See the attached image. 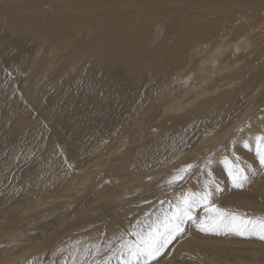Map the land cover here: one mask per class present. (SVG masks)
Wrapping results in <instances>:
<instances>
[{
    "label": "rangeland",
    "instance_id": "obj_1",
    "mask_svg": "<svg viewBox=\"0 0 264 264\" xmlns=\"http://www.w3.org/2000/svg\"><path fill=\"white\" fill-rule=\"evenodd\" d=\"M144 3L139 2V4ZM148 3L146 9H136V13H128L129 17L125 18L129 23L131 21L135 22L130 27L132 30L129 29L132 31L131 33H129V30L119 31V27L114 26L116 27L113 28L115 33L108 37V40L117 46L119 40L116 36L122 34L121 46L127 48L129 52H139L140 64H143L144 68L142 76H133L131 69L125 68L126 62L128 63L129 60L127 59L128 61L123 62L119 58L114 59V62L111 61L105 64H101L99 61L98 64L97 60L91 61L93 57H87L85 60H80L76 67L72 69L73 71H70V69L65 70L71 68V65L55 57L56 53L53 50L56 46L49 44L48 39H44L45 36L40 35V32L35 31V29L31 32L29 30L22 32V29L21 33L20 29L13 31L8 25V21L11 16H15L14 12H8L4 14V17L0 15V124L6 120L12 121L8 130L2 132L3 128L2 130L0 129V163L4 162L6 157H13L12 159L15 162L17 158L14 156L17 153H25V150L30 149L29 146L32 148L30 156L27 159L20 160L13 169H7L8 172L6 168L0 166V187H2L0 188V192H2L0 197L4 194L7 202L0 206V249L5 252L4 255L10 254V252H7L8 248L13 249L16 255L25 254L28 251L30 254L18 264H26L28 261L29 264H39V262L41 264H101L110 255L109 241L112 242L113 248L116 246V240L113 237H119V235L124 234L126 238H129L128 234L131 231L139 230L141 227L146 228L151 220L168 210L169 202L175 204L177 198L186 192V189L191 192L203 191L204 184L208 181H213L214 183L211 184L209 189L212 195L209 197L207 206L201 204L195 208L191 218L185 219L181 224L182 231L176 232L158 255H154V258L144 257L138 264H151L154 261L157 264L163 259L166 260L169 255H171L170 259L174 261L173 263L176 264H264V240L259 239L258 236H240L223 229L220 230L219 234H216L215 232L201 231L198 227L201 222L206 226L212 224L219 212L234 213L247 219L264 218V166L259 164L255 151L256 137L264 136V96L261 94L262 89L256 91L258 85H264V47L261 48L262 52L255 48V51L260 54L258 57L252 50L245 48V45L239 47L235 45L234 47L238 51L232 49L233 53L226 52L228 61L224 62L227 63L225 68L217 65L212 70V73L205 74L197 88L189 89V93H186L188 89L183 87L188 82H184L181 85L184 80L175 82L178 85L174 84L160 89L161 74L158 73L155 76L154 72H147L151 67L156 68L152 65V62H146L147 56H144L148 46L155 51V54H158L156 49L160 43L162 44L163 40L167 44L166 46H173L184 36L183 30L193 37L194 31L192 28L195 27L203 32L199 33V37L202 38L201 41H206L204 44H208L203 49L204 53L209 52L211 47L217 46L219 43L218 37L212 35L216 32L208 30L210 26H213L216 30L222 29L223 31L221 32L223 33L225 32V37L224 35L222 36V38H225L224 43L226 40L235 43L236 40H242L246 36L251 35V39H255L251 40L252 43L256 44V38L259 39L264 35V11L259 8L260 11L257 8L234 4V2L219 7L210 4L207 6L188 7L180 4L176 5L175 9L172 6L171 11L160 9L156 4H151L152 2ZM133 4L135 3L130 0L121 2L122 7ZM137 7L139 6H132V10ZM43 8L48 11L51 7L46 6ZM71 8L73 9L70 10L75 11L77 14H84L82 9L74 8L73 6ZM22 9V12L31 11L25 6ZM199 10H202L201 15L196 14ZM117 15L121 16L120 14ZM97 21L99 23H96ZM101 21L102 18L93 17L87 22V25L96 23L100 27L98 29L95 28L94 30L97 32L92 33L91 36H102L103 33L100 32L102 30ZM157 26L158 28L154 29ZM141 30L148 37L146 41L148 45L144 46V48L134 44L135 41H132L134 37L139 38L138 34L142 32ZM159 30L161 31L159 32ZM229 31L231 33L228 34ZM80 37L81 35L78 33V38ZM156 38L160 40H154ZM194 42H196V39ZM50 52L55 54L54 59H50ZM45 56L47 58L43 60L42 57ZM198 59L204 60L206 57L202 56ZM211 61L208 60L202 65L209 67ZM47 63H49L48 66ZM220 63H223L222 58H220ZM32 66H34L35 75L31 69ZM42 67L49 68V72L45 74L46 76L44 75L45 77L39 75ZM198 68L195 59H193L189 63L186 74L190 73L189 75L194 76L198 73ZM225 69L236 73L225 78V75H227L224 72ZM25 70L28 72H25ZM124 71L126 73H123ZM109 75H113V77ZM58 76L62 78H58ZM41 77L44 78L41 79ZM102 79L105 81L102 82ZM222 81H232L233 84L227 90H223L221 94H214L208 97L211 99L210 104L212 106L209 110L191 113L183 122L176 123L170 120L174 118V114L173 112H168L165 109L166 106L181 97L191 98L198 90L208 89L215 83ZM36 89H38L37 92H35ZM231 91L237 92V94H233V97L231 94H226ZM118 93L120 98L116 96H119ZM156 93L159 94L158 100L152 103L147 101V104H144L139 109V111H142V115L138 116L128 127L119 131L121 125L130 116L131 111L135 109V99L130 98L131 104L129 107L128 94H135L136 97L139 96L137 98L139 99L144 94ZM63 94L65 95L63 96ZM225 95L229 96L220 98ZM34 96L36 101L32 106H27L26 100H32L31 97ZM113 97L117 98L116 101ZM103 98L105 102L107 98H112L108 101L110 102L109 106H104ZM217 98V103L212 101ZM43 99H47V104L49 101L51 102L48 106L53 107V117L44 118V110L48 108L47 105V107L44 105L39 108V111L35 112V120L33 118V121L36 122L32 125L31 122L33 121H29L32 129L29 131L27 129L23 130L24 132L26 130V138L33 131L37 134L38 132L39 134L45 132V135L41 138L47 141L48 147H43V151L38 153L37 150L40 148L41 139L39 141L36 138V144L32 147L30 142L22 141L20 137L12 132V134L7 135V132L11 131V126L18 114L16 112L28 111L29 116L33 108H37L41 104L40 101L44 103ZM126 99L127 101H125ZM23 100L24 102L22 103ZM197 104L198 101H195L188 106L187 112H192L194 109L191 108ZM241 106L243 107L239 111ZM248 109L250 114L246 121L240 124L236 123V115L243 114ZM116 113L118 117H116ZM56 114L59 115L57 116ZM90 114L94 118L89 116ZM158 114H161L160 117ZM168 114L169 116L166 117ZM176 114L178 115V113ZM73 119L76 121H73ZM68 120H71V122ZM114 122L116 123L114 124ZM146 133H152V142L143 144L142 151L145 147H155L157 156L163 160L176 157L187 151L190 152L185 157L186 160L176 168L178 171L187 164L193 165L189 178H186L187 180L169 184L168 181L174 174L171 173L172 175L167 176L162 173V180L159 181L160 185L158 187L151 185L150 187L143 179L144 174L139 172L141 175L138 177L139 180L129 184L126 183L127 186L123 185L119 190L116 189V186L123 180L126 169L122 171L123 173L121 172L123 175L120 174V171H118L119 174L117 172L109 174L96 169V165L92 164L87 168V170L90 168L88 171L85 170L83 173L75 175L76 184L73 187H69V185L66 190H64L65 188H60L65 179H68V181L72 179L68 176L70 171L64 170L62 167V164L65 163V158L71 151L76 150L80 146L90 145V142L96 144L98 146L96 148H100L108 141L110 144L106 145V148L117 145L118 151H132L134 147L131 143H140ZM223 133L224 136L222 138ZM5 135H7L8 140H6ZM216 141L222 144L202 157L203 153L199 151L210 147ZM239 146L244 151L247 150L245 152L248 155L242 156L239 152ZM103 151H105V148ZM79 153L81 152L79 151ZM83 153L84 156L83 154H78L80 157L83 156L78 159L79 163L87 159H83L87 156V150L83 151ZM197 155L198 158L195 162ZM209 161H211L210 164ZM160 162V160H157L156 163L159 164ZM54 164H56L54 167L58 168L56 169L58 174L53 175L50 174V169H52L51 167ZM19 165L22 166L19 167ZM233 165L243 168L247 175V180L242 187L233 186L228 177V168ZM209 170L214 172L211 177L208 175ZM9 173H12L11 177L14 179L10 178L11 180H8V184L6 180ZM59 175V179L56 180L57 177L55 176ZM91 176H93L92 181H90ZM100 176L101 178H99ZM4 182L6 184H3ZM83 183L89 184V189L86 186L87 190L85 188V190L78 192L77 188ZM92 185L94 189H92ZM154 187L156 188L155 190L153 189ZM173 187L175 188L168 191ZM217 187L219 191L216 190ZM52 190L55 191V194H52L54 192ZM150 190L152 191L150 192ZM66 191H69V195ZM88 194L91 195L89 196ZM98 196L103 200L97 199L96 197ZM95 198L97 201H94ZM45 200L46 202L50 200L49 205H46V207L43 206L48 203L37 205V203ZM90 201L92 202L90 203ZM95 202H98V204ZM107 202L111 203H109L110 206ZM117 204H124L119 208L120 214L117 215V218L122 216V222L118 225L117 231L105 226L103 230H98L94 235H83L90 228L89 225H81L86 221V218L90 219L92 214L95 216L97 212L102 214L103 211H113L111 206L115 208V206H118ZM84 206L89 207L86 208V212L79 211L78 216L70 217L73 215L75 207L76 210H81ZM92 207L96 209L93 210ZM76 217H79L78 220ZM74 220L81 223L80 228L77 230H81L80 234L82 236H78L80 239L76 240L73 237L76 235L70 231V228L74 230L72 226L65 228L67 223H74ZM100 231H105V233H100ZM131 238L134 239V237ZM197 239L198 242L202 240L201 243L192 244V240ZM181 243L186 244V246L180 248ZM169 250L172 253L167 254L166 252H169ZM88 253L90 254L89 256H87ZM111 264H117V258H113Z\"/></svg>",
    "mask_w": 264,
    "mask_h": 264
},
{
    "label": "bare ground",
    "instance_id": "obj_2",
    "mask_svg": "<svg viewBox=\"0 0 264 264\" xmlns=\"http://www.w3.org/2000/svg\"><path fill=\"white\" fill-rule=\"evenodd\" d=\"M124 1H128V0H12V1L0 0V15H3L1 17H4V14H6V13H8V12H14L15 16H11V18L8 21V25L11 27V29H13V31L16 30V29H20L19 31L21 33V30L22 29H23L22 32H25L26 30H29L31 32L33 29H35V31L40 32L39 33L40 35L45 36L44 39L45 40L48 39L49 44L56 46V47H54V50L52 49L53 51H55L56 56H55V54H53V53L50 52L51 53V55L49 56L50 59H54L55 57L56 58L58 57L59 60L65 61L66 63H68L69 65H71V68H67L66 67L67 69H65V70L70 69V71H73L72 69L76 67V65L80 62V60H83V59L85 60V58H87V57H93V58H91V61H96L97 60V63L98 64H99V61H100L101 64H105V63L111 62V61L114 62V59L119 58L120 61H123V62H126V61L129 60L128 63L126 62V67L125 68L131 69V71L133 72V76H136V75L142 76L144 74V68H143V64H140L141 59L138 57V56H140V54H138L139 52L138 53L137 52H129L127 50V48H125V47L123 48L121 46V38L123 37L122 34L116 36L117 39L119 40V42L117 43V46L112 41L108 40L109 39L108 37H110V35L112 33L113 34L115 33V31L113 30V28H116V27H114V26H118L119 27V31L129 30L130 27L135 22L134 21H131L129 23V21L127 22L125 20L126 17H129V14L128 13H134L136 9H146L148 7V4H149L148 2H152L151 4H156V6L158 8H160V9H166L167 11H171L172 6L174 7L173 9H175L176 5H180V4L185 5V6H188V7H190V6L191 7H198V5H200V6H207L209 4L210 5H215V6H218L219 7V6H222V5L229 4L230 2H234V4H239V5H242V6L245 5V6H248L249 8L250 7L257 8V9L259 8L260 10H263L264 11V0H130L133 3H135V4H133L131 6L122 7L121 2H124ZM139 2H145V3L144 4H139ZM135 5H138L139 7L134 8L132 10V6H135ZM140 5H142V6H140ZM23 6H25L26 8H28L31 11H23L22 12V10L24 9V8L22 9ZM46 6L51 7L50 10L47 11V10H45L46 8H43V7H46ZM71 6H73L74 8L82 9L83 12H84V14H77L75 11H71L70 9H73V8H71ZM179 7H181V6H179ZM116 14H120L121 16H118V15L116 16ZM196 14L201 15L202 14V10H199ZM93 17H96V18L99 17L100 19L102 18V21H101L102 22L101 23L102 30L100 31L101 33H103L102 36L101 35L91 36L92 33L97 32L96 30H94L95 28L96 29L100 28V27H98L99 25L96 24V23H99L98 21L96 23H92L90 25H87V22H89V20L91 18H93ZM128 20H130V19H128ZM136 23H137V21H136ZM152 24H153V22H152ZM80 25H81V28H80ZM149 25L151 26V24H149ZM159 26L161 27V25H159ZM157 28H158V26L156 28H154V29H157ZM140 29H142V28H140ZM130 30H132V29H130ZM130 30H129V33L132 32ZM192 30L194 31V34L192 35L193 37L189 36V34L186 33L187 31L183 30L184 36L181 37L178 40V42L175 43L173 46H170V47L169 46H166L167 44L164 42V40L162 41V44L161 43L160 44L158 43L159 45H158V47L156 49L158 51V54H155V51L152 50V49H150L149 46L146 49V51L144 52V56H147L146 62H149V61L152 62V65L156 68V69H154L150 65L151 68H149V70L147 72L148 73L149 72H154V75L155 76L158 73L161 74V80L159 81L160 82V89L161 88H164V87H168V86L174 85V84H177L175 82H181V80H184V81H182L183 83L181 85H183L184 82H188L183 87H185L186 89H188V91L186 93H189V89L197 88L198 85L202 82V79L204 78L205 74L212 73V70L214 68H216L217 65L225 68V66H226L227 63H224V62L228 61V59H227V57H228L227 56V53H233V50L232 49L238 51L236 49V47H234L235 45H238V47L245 45V48H248V50L249 49L252 50L255 53V55L258 56V57L260 55V54H258V51L260 50L262 52V49L261 48L264 47V35H262V37L259 38V39H257L256 36H255L256 41H257L256 42L257 46H256V44L252 43L251 40H255V39H251V35L250 36H246L242 40L239 38L241 41L240 40H236L235 43H231L230 40H226V42L224 43V41H225L224 40L225 39L224 37L226 35V34L224 35L225 32L223 33V32H221V31H223L222 29L221 30H216L213 26H210V28L208 30L209 31H212V32H216V33H213L212 35L215 36V37H218L217 39H219L218 42L220 44L218 43L217 46L211 47L210 50H209V52L204 53L203 52V49L206 48L208 46V44H204L206 41H201L202 38L199 37L200 36L199 33H201L202 31L199 30L197 27L192 28ZM160 31L161 30H159V32ZM78 33H80V35H81L80 38H78ZM139 33H140V34H138L139 38H135L134 37L132 39V41L133 42L135 41L134 44H136L138 46H142L144 48V46L148 45V43L146 42L147 39H148V37H147L146 34L143 33V31L142 32H139ZM229 33H231V32L229 31L228 34ZM40 35H38V36H40ZM223 35H224V37L222 38ZM126 37H127V35H126ZM86 38H88V39H86ZM195 39H196V42H194ZM154 40H160V39L159 38H156ZM42 41H44V40H42ZM255 48L258 49L257 52L255 51ZM202 56L206 57V59H204V60L198 59V58H201ZM42 58L44 60L47 57L45 56V57H42ZM220 58H222V62H223V63H220L221 65L219 64ZM193 59H195V63L199 67L198 70H197L198 73H196L194 76L193 75H189L190 73L189 74H186V70H187V68L189 66V63ZM208 60H212L210 62L209 67L203 66L202 64H204L205 62H208ZM56 61H57V59H56ZM48 64L49 63H47V66H48ZM110 65H111V63H110ZM116 65H117V61H116ZM121 65H124V64H121ZM95 66H96V64H95ZM39 67L41 68V66H39ZM111 67H113V66H111ZM31 69L33 71L34 70V66H32ZM26 71L27 70H25V72ZM107 71H109V70H107ZM110 71H111V69H110ZM131 71H129V72H131ZM33 72H34V75H35V71H33ZM47 72H49V68L48 67H46V68L42 67L41 73H39V75L40 76H42V75L44 76L45 74H47ZM224 72L227 73V75H225V78H228L229 76H233L236 73L235 71L230 72V71H227L226 69L224 70ZM36 73H38V72L36 71ZM71 73H73V72H71ZM104 73H106V72H104ZM123 73H126V72L124 71ZM127 74H128V72H127ZM109 76H112L113 77V75H109ZM121 76H123V75L121 74ZM44 77H41V79L44 78ZM103 77H105V76H103ZM58 78H62V77H59L58 76ZM103 81H105V80L102 79V82ZM110 81H111V79H110ZM232 81L217 82L213 86L209 87L208 89H200V90H198V92H196L195 94H193V96L191 98L181 97L179 100L173 101L171 104H169L165 108V109L168 110V112H173V114H174V118H171L170 120L172 122H176V123L177 122H183L184 120H186L188 118V116H190L191 113H195L197 111L209 110L212 106L210 104L211 103V99L208 98V97L209 96H212L214 94H221V92L223 90H227L229 88V86L233 84ZM96 87H97V84H96ZM93 88H94V86H93ZM122 89H124V88H122ZM160 89H159V92H160ZM181 89H183V88H181ZM261 89H262L261 94L264 96V85H258V87L256 88V91H259ZM37 91H38V89L35 90V92H37ZM97 92H98V90H97ZM115 92H117V91H115ZM119 92H121V91H119ZM122 93H124V92H122ZM127 93H129V92H127ZM226 94H231L232 97H233V94H237V92L231 91V92H228ZM64 95L65 94H63V96ZM104 95H107V94H104ZM113 95L115 96V94H113ZM99 96H101V95H99ZM116 96L120 98V94H119V96L118 95H116ZM227 96H229V95H225V96H222L220 98H225ZM128 97H129V100H128L129 101L128 102L129 107H130V104H131V101L130 100L131 99H135V102H136V104L134 105L135 106V109H133L131 111L130 116L121 125L119 131L121 129H124V128L128 127L130 124H132L135 121V119L138 116L142 115V111H139V109H141L144 106V104H147V101L149 103H152V102L158 100L159 94L158 93H156V94H144V96L143 97H140L139 99H137L139 96L136 97L135 94H128ZM113 98L116 101L117 98L116 99H115V97H113ZM31 99L32 100H26V105L27 106H32V104L36 101V97L35 96L34 97H31ZM107 99H106V102H105V99H104V102H105L104 103V106H106V105L109 106L110 102H108V101L111 100L112 98L111 99H108V100ZM43 101H44V103H42V101H40L41 104L40 105L37 104V105H39L37 108H33L32 112H31V114L29 116H28V111H20V112L18 111V112H16L18 114L16 116V119L14 120L13 125L11 126V131L7 132V135L13 133L14 135L20 137V139L22 141L30 142L31 145H32V147L36 144V141H37V140L35 141L36 138H38L39 141L41 139V142L42 143L40 142V148L37 150L38 153H40L41 151H43V147H46L48 145V144H46L47 141L45 139H42L41 138V137H43L45 135V132L41 133L42 135L39 134V132H38V134H39L38 135L37 133H35L33 131L29 135V137L26 138L25 137L26 130H25V132L23 130L24 129H27L28 131L31 130L32 129L31 124L33 125L36 122V121H33V118L35 120V112L36 111H39V108L40 107L42 108L44 105L45 106L46 105L48 106L49 104H51L50 101L47 104V102H48L47 99L46 100L43 99ZM125 101H127V99ZM195 101H198V104L196 106H193L191 108V109H194V110L192 112H187V110H186L187 107L190 106ZM212 101H214V102L217 103L218 102V98L215 99V100H212ZM23 102H24V100L22 101V103ZM55 102H57V101H55ZM117 102H119V101H117ZM112 103H114V102H112ZM57 104H59V103H57ZM100 104H101V102H100ZM243 106L240 107L239 111L242 109ZM57 108H58V106H57ZM108 111H109V109H108ZM108 111H106V112H108ZM53 112H54L53 107H49L48 106V108H46L44 110V113H43L44 118H46V117H53V115H52ZM176 113H178V115ZM62 114H64V113H62ZM249 114H250V111L248 109L243 114L236 115V119H235L236 120V123L240 124V123L245 122L246 119H247V117L249 116ZM31 115H32V117H31ZM160 115L161 114H158L159 117H160ZM89 116H92V115L90 114ZM168 116H169V114L166 117H168ZM9 117H11V116H9ZM66 117H68V116H66ZM98 117H99V115H98ZM116 117H118V114H117ZM61 118H62V116H61ZM75 119H73V121ZM61 120L63 121V119H61ZM71 120H72V118H71ZM71 120L70 121L68 120V121L71 122ZM89 120H92V119H89ZM29 121H33V122H31V124H30ZM120 122H121V120H120ZM11 123H12L11 120H9V121L6 120V121L2 122L0 124V129L2 130V128H3L2 132L8 130V127L11 125ZM41 123H43V122H41ZM66 123H67V121H66ZM115 123L116 122H114V124ZM152 133H146L140 143H131L133 145V147H134L132 149V151H127V150L118 151L117 145H115V146H113L111 148H106L105 146L108 145V144H110L109 141L106 142V144L103 147H100V148H96L98 146H96V144L90 142L89 143L90 145L87 144V145L82 146V147L80 146L76 150L71 151L70 154L65 158V163L62 164V167H63L64 170H69L70 171L71 174L69 173L70 175L68 174V176H70L72 179L70 181H68V179H65V181L62 180L64 183L60 185V188L61 189H64L65 188L64 190H66V187L69 186V185H70L69 187H73L76 184L75 175L77 173L78 174L79 173H83L85 170L88 171L90 168L88 170H87V168L90 165H92V164L93 165H96V167H97V168L95 167L96 169H99V170H101L103 172H106V173H109V174L110 173H113V172H117L118 173V171H120V174H122L123 173L122 171H124L126 169L124 171L125 174L124 175L122 174L124 176L123 177V180L118 184V186H116V189H119L123 185H126V183L129 184V183H132L135 180H139L138 177L141 176L139 172H141V173L144 174V178L143 179L146 181V183H148V185L150 187H151V185L158 187L160 185V182L159 181L162 180L161 174L163 173L164 175H167V176H170L172 174H176V172H177V169L176 168H178L180 166V164H182L186 160L185 157L187 155H189L190 152L187 151L186 153H181V154H179L176 157L163 160L161 157L157 156V154H156V148L155 147H149V148L145 147L143 149V151H142L143 144H150L152 142L151 141L152 140ZM224 133L222 135V138L224 136ZM7 135H5V137ZM6 140H8V138ZM221 144L222 143H219L218 141H216V143H214V144L211 145L212 147L210 146L208 148L201 149L199 152L200 153H203L202 154V157H204L207 153L211 152L215 148H218ZM29 147H30V149L25 150V153H17L16 152L17 155L14 156V157H16L17 160L15 162L12 159L13 157H6V158H4L6 160H4V162L0 163V166H2V168H6V170L7 169L8 170L13 169L15 167V165H17V163L20 162V160L27 159L28 156H30V151L32 150V148H31V146H29ZM104 148H105V151H103ZM85 150H87V156L85 158H83V159H86V158L87 159L86 160H83V161H81L79 163L78 162V159L79 158H82L84 156L83 151H85ZM79 151L81 153H79ZM245 151H247V150H245ZM245 151L242 149V147L239 146V152H240V154L242 156L248 155V153L245 152ZM78 154L79 155H82L83 154V156L80 157ZM237 156L239 157V155H237ZM197 158H198V155L195 158V162H196ZM157 160H160L161 162L159 164H157L156 163ZM129 163H130V165H129ZM125 164H126V166H125ZM55 165L56 164H54L51 167L52 169H50V171H51L50 174H53V175L54 174H58L57 173L58 171L56 170L58 168L54 167ZM20 166H22V165H19V167ZM8 170H7V172H8ZM40 171H42V170H40ZM211 173H214V172L211 171ZM190 174H191V169L188 170V172H186L184 174L185 176H184V179L182 181L187 180L189 178ZM60 175L59 176H55V177H57L56 180L59 179ZM11 176H12V173L11 174L9 173L8 176H7L6 182L10 178L12 180L14 179ZM92 177L93 176H91L90 181L93 180ZM99 178H101V176ZM99 178H96V179H99ZM9 181H8V184H9ZM29 181H31V180H29ZM116 183H118V182H116ZM3 184H6V183L4 182ZM88 185L89 184H84V183L81 184V186H79L77 188V191L78 192H81V191L85 190L86 186L89 189ZM0 188H2V187H0ZM87 188H86V190H87ZM110 188H111V186H110ZM174 188L175 187L169 189L168 191H170V190H172ZM92 189H94V186L93 185H92ZM153 189L155 190L156 188L154 187ZM57 190H58V188H57ZM136 190H139V189H136ZM9 191H11V190H9ZM52 191H54V190H52ZM69 191H66L68 193V195H69ZM151 191L152 190H150V192ZM186 192H189V190L186 189ZM0 193H2V192H0ZM109 193H111V192H109ZM146 193H149V192H146ZM52 194H55V191L52 192ZM83 194H85V193H83ZM106 195H107V193H106ZM73 196H74V194H73ZM75 196H76V194H75ZM105 196H103V198H105ZM0 198H1L0 199V203H1L0 206L2 204H4V203H7L5 201L6 200V196H4V194H2V196ZM96 198L99 199V200L102 199V198L100 199L99 196L96 197ZM96 198L94 199V201L96 200ZM113 198H114V196H113ZM79 199H80V197H79ZM49 202H50V200H48V202H46V200H45V201H42L40 203H37V205H43L44 203H48V204H45L43 206V207H46V205H49ZM65 202H66V200H65ZM91 202L92 201H90V203ZM95 203L98 204V202H95ZM107 203L109 205L110 202H107ZM112 203H113V201H112ZM88 204H86V205H88ZM73 205H74V203H73ZM77 205H78V203H77ZM123 205L124 204H119L118 206H115V208L111 206V208H113V211H110V212H107L108 211L107 210V211H103L102 214H98V212H97L98 215L95 214V216L92 214V217L90 219H87L85 217L86 218V221L83 222L82 224L77 221L79 217L78 218L76 217L77 218V220H76L77 223H75L76 221L74 220V223H71V222H70V224L67 223V225H66L65 228H68L69 226L70 227L72 226V228L74 230H71V228H70V231H72L76 235V236H73L75 240L76 239H80L78 236H82V234H80L81 233V230H77L78 228H80V224L81 225H89L90 226V228L87 229L83 233V235H94L98 230H103L105 228V226H108V227H110L111 229H113L115 231L116 229H118V225L120 224V222H122V220H121L122 219L121 218L122 216L117 218V215L120 214V209L119 208L122 207ZM87 207L84 206V208L82 207L83 209L80 208L81 210H76V207H75L74 208L75 211L73 212V215L72 216L69 215V216L72 217V218L74 216H76V215L78 216V214L81 211L84 212ZM96 207H98V206L96 205ZM153 208H155V206H153ZM94 209H96V208H93V210ZM115 209H117V210H115ZM87 210H91V209H87ZM105 210H106V208H105ZM70 211H73V210H70ZM95 213H96V210H95ZM58 232L60 233V231H58ZM101 232L102 233L103 232L105 233V231H100V233ZM98 237H100V236H98ZM201 241L198 242V239L197 240H192V244H199V243H201ZM185 246H186V244H182L181 243L180 248L181 247H185ZM8 249L9 250L7 252H10V254H7V255H4L5 252L4 251H1V249H0V264H18L20 261H23L30 254L27 251V253H25V254L16 255V252L13 249H10V248H8ZM170 250H169V252H166V253L167 254L172 253V251H170ZM84 252H85V250H84ZM85 253L87 254V252H85ZM89 253H88L87 256H89L91 254V253L90 254ZM152 258H154V257H152ZM170 258H171V255H169V257H167L166 260L163 259L160 263H157V264H176V263H173L174 261H172ZM154 262L151 263V264H155ZM26 264H29V261ZM39 264H41V263L39 262Z\"/></svg>",
    "mask_w": 264,
    "mask_h": 264
},
{
    "label": "snow or ice",
    "instance_id": "obj_3",
    "mask_svg": "<svg viewBox=\"0 0 264 264\" xmlns=\"http://www.w3.org/2000/svg\"><path fill=\"white\" fill-rule=\"evenodd\" d=\"M255 151L259 164L264 166V136L256 137ZM210 163L211 161H209ZM191 168H193L192 164H187L180 168L170 178L168 183L172 184L182 181L184 174ZM208 175L209 177L212 175L210 170ZM228 177L235 187H242L247 180L244 169L238 165L228 168ZM212 183L214 182H205L203 191L182 193L175 204L169 202L168 210L151 220L146 228L141 227L139 230L131 231L128 234L129 238H126L124 234L119 235V237H113L116 240V246L113 248L112 242L109 241L110 255L101 264H111L113 258H117V264H138L144 257L152 258L154 255H158L161 249L170 242V238L176 232L182 231L181 224L185 219L191 218L193 210L201 204L207 206L209 197L212 195L209 190ZM216 190L219 191V188L217 187ZM161 203L163 204V202ZM198 227L201 231H210L216 234H219L220 230L223 229L240 236L255 235L259 239L264 240V218L247 219L234 213L219 212L212 224L206 226L201 222ZM131 237H134V239Z\"/></svg>",
    "mask_w": 264,
    "mask_h": 264
}]
</instances>
